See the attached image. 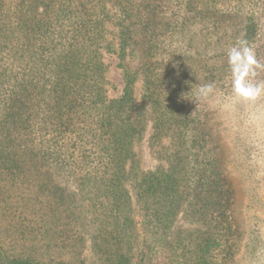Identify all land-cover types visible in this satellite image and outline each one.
Listing matches in <instances>:
<instances>
[{
	"label": "rangeland",
	"instance_id": "obj_1",
	"mask_svg": "<svg viewBox=\"0 0 264 264\" xmlns=\"http://www.w3.org/2000/svg\"><path fill=\"white\" fill-rule=\"evenodd\" d=\"M49 1L38 0L36 7L35 1L24 0L17 20H26L30 10L41 12L46 4L51 5ZM132 4L128 19L108 1L92 5L103 27L104 95L110 102L118 101L127 74L133 99L131 120L142 127L134 157L126 164L125 189L132 199L124 219H119L125 228L111 237L98 232L102 230H86L87 214L82 209L92 204L97 209L104 203L102 195L55 181L53 185L59 188L52 185L46 191L56 200L47 201L46 191L39 189L28 195L42 192L47 206L64 199V205L78 212L77 225L70 226L77 230L57 242L47 223L43 228L49 237L41 236L43 229L36 236L9 210L19 192L4 185L0 189V264L20 257L39 264H80L85 259L95 264L100 254L96 245L102 243L105 251L110 249L103 255V264H264V95L246 102L232 94L226 55L238 38H244L264 66V0H198L193 4L198 9L185 16L180 0H133ZM248 20L254 21V32H249ZM121 27L129 30L124 45ZM153 80L161 100H166L163 106L167 108L160 116L156 107L161 103L155 105L149 97ZM256 80L264 81V67ZM210 82L215 83L214 93L192 101L196 86ZM158 117L159 122H168L169 129L161 126L156 131ZM174 156L189 165L195 159L193 167L199 171L209 168L214 181L224 187V197L208 192L197 199L198 192L182 183L180 195L156 220L155 208L160 205L149 195L145 203L154 212H140L134 180L141 174L164 171ZM209 195L216 199L209 200ZM107 228L114 231L112 226Z\"/></svg>",
	"mask_w": 264,
	"mask_h": 264
},
{
	"label": "trees",
	"instance_id": "obj_2",
	"mask_svg": "<svg viewBox=\"0 0 264 264\" xmlns=\"http://www.w3.org/2000/svg\"><path fill=\"white\" fill-rule=\"evenodd\" d=\"M33 1L37 7L38 0H28ZM92 1H108L126 19L133 5V0H50L51 5L46 4L41 12L30 10L26 20L18 21L24 0H0V189L9 184L19 192L16 204L9 210L20 225L25 224L36 236L43 229L45 235L41 236L49 237L47 228H43L49 223L53 228V231L49 228L50 235H56L52 238L57 242L59 238L68 239L70 230H77L70 226L77 225L78 212L64 205V199L47 206L42 192L28 195L30 190L46 191L57 181L99 191L104 203L97 209L93 204L82 209V213L87 214L84 227L88 231L102 230L98 232L108 237L125 228L119 219L123 218L132 199L125 189L129 175L126 164L134 157V146L140 142L142 127L131 120L133 99L127 74L118 101L110 102L104 95V66L100 58L103 27ZM197 2L180 0L181 7L184 6L183 16L197 10L193 5ZM181 21L185 23L186 18L182 17ZM248 24L249 32H254V21L248 20ZM128 31V28H120L122 43ZM154 82L149 97L153 104L161 103L156 107L160 116L167 108L163 106L166 100H161ZM159 120L162 119L158 117L155 121L156 131L168 123ZM196 162L194 159L189 165L188 161L174 156L164 171L136 178L134 185L138 188L136 200L140 212H154L145 203L150 195L160 205L159 209L155 208V219L164 216L169 203L180 195L182 183L198 192L197 199L208 192L224 197V187L214 181L209 168L199 171L193 167ZM214 184L216 189H212ZM45 195L47 201L56 200L52 193L46 191ZM215 196L211 199L209 195L208 199L214 201ZM28 216L33 219H27ZM109 226L114 231L108 229ZM105 247V243L96 245L100 254L95 264L105 263L103 255L110 251H105ZM8 264L39 262L20 257ZM80 264H87V259Z\"/></svg>",
	"mask_w": 264,
	"mask_h": 264
},
{
	"label": "clouds",
	"instance_id": "obj_3",
	"mask_svg": "<svg viewBox=\"0 0 264 264\" xmlns=\"http://www.w3.org/2000/svg\"><path fill=\"white\" fill-rule=\"evenodd\" d=\"M226 55L232 94L246 102H254L264 95V81L256 80L258 70L264 66L257 60L250 42L247 39L238 38L228 48ZM215 88L214 82L197 85L192 101L207 99L214 93Z\"/></svg>",
	"mask_w": 264,
	"mask_h": 264
}]
</instances>
